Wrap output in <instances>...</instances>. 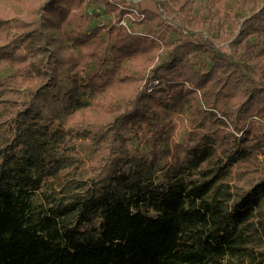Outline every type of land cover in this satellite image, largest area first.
I'll list each match as a JSON object with an SVG mask.
<instances>
[{
  "label": "trees",
  "instance_id": "trees-1",
  "mask_svg": "<svg viewBox=\"0 0 264 264\" xmlns=\"http://www.w3.org/2000/svg\"><path fill=\"white\" fill-rule=\"evenodd\" d=\"M152 2L0 0V264H264V0Z\"/></svg>",
  "mask_w": 264,
  "mask_h": 264
},
{
  "label": "rangeland",
  "instance_id": "rangeland-1",
  "mask_svg": "<svg viewBox=\"0 0 264 264\" xmlns=\"http://www.w3.org/2000/svg\"><path fill=\"white\" fill-rule=\"evenodd\" d=\"M132 1H137V0H132ZM142 1V3L144 4V5H146V6H148V7H152L153 5H152V0H141ZM98 17H92V19H91V21H92V23H94V22H97L96 21V19H97ZM162 18H166L167 20H169L170 19V17L169 16H167L166 14H163L162 15ZM100 20H103V21H109V20H114V16H113V14L112 13H109V12H105V13H103L101 16H100V18H99ZM122 24H126L128 21L127 20H121L120 21ZM147 27V24L146 23H143L142 25H136L135 26V28L136 29H144V28H146ZM225 44H226V41H225Z\"/></svg>",
  "mask_w": 264,
  "mask_h": 264
}]
</instances>
